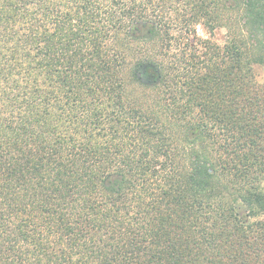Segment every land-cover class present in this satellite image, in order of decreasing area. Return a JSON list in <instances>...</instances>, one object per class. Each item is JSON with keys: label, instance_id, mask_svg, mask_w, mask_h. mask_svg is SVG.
<instances>
[{"label": "trees", "instance_id": "obj_1", "mask_svg": "<svg viewBox=\"0 0 264 264\" xmlns=\"http://www.w3.org/2000/svg\"><path fill=\"white\" fill-rule=\"evenodd\" d=\"M255 65L264 0H0V264H264Z\"/></svg>", "mask_w": 264, "mask_h": 264}, {"label": "rangeland", "instance_id": "obj_2", "mask_svg": "<svg viewBox=\"0 0 264 264\" xmlns=\"http://www.w3.org/2000/svg\"><path fill=\"white\" fill-rule=\"evenodd\" d=\"M230 16L231 17H235V15L233 13ZM225 17H226V15H225ZM197 32H198V34H199L200 37H202L204 39L207 38V35L204 32V30H203L202 27H198ZM227 39H228V31H227V29L222 28V29H220V30H218L216 32L215 40H216L217 43L223 45L227 41ZM253 68H254V73H255V76H256L257 81L261 85L264 86V66H262V65H255Z\"/></svg>", "mask_w": 264, "mask_h": 264}]
</instances>
